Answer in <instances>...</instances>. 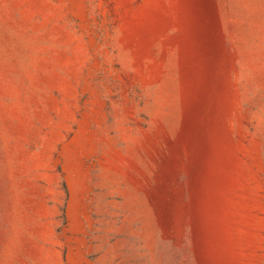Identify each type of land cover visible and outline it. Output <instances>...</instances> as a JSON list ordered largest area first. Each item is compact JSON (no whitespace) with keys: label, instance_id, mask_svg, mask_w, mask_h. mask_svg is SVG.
<instances>
[{"label":"rangeland","instance_id":"1","mask_svg":"<svg viewBox=\"0 0 264 264\" xmlns=\"http://www.w3.org/2000/svg\"><path fill=\"white\" fill-rule=\"evenodd\" d=\"M0 264H264V0H0Z\"/></svg>","mask_w":264,"mask_h":264}]
</instances>
